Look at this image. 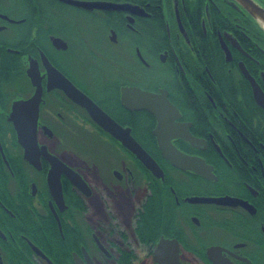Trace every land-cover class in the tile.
I'll return each instance as SVG.
<instances>
[{
	"label": "flooded vegetation",
	"instance_id": "af4514ba",
	"mask_svg": "<svg viewBox=\"0 0 264 264\" xmlns=\"http://www.w3.org/2000/svg\"><path fill=\"white\" fill-rule=\"evenodd\" d=\"M74 1L118 8L0 0V264H264V110L252 87L264 94L262 24L243 0ZM63 79L130 129L160 172L96 125ZM133 89L167 99L171 145L202 159L206 176L163 158L157 118L139 95L123 98ZM36 93L29 160L10 115ZM162 239L175 255H156Z\"/></svg>",
	"mask_w": 264,
	"mask_h": 264
},
{
	"label": "water",
	"instance_id": "95a60500",
	"mask_svg": "<svg viewBox=\"0 0 264 264\" xmlns=\"http://www.w3.org/2000/svg\"><path fill=\"white\" fill-rule=\"evenodd\" d=\"M64 3L72 4L78 7L85 8L87 10L92 9H102V10H112L118 8L117 5L103 2H79L74 0H60ZM246 7L249 9L250 14L260 22L264 28V10L258 6H256L251 0H243ZM57 73V72H56ZM29 76L31 80L34 79V75L29 72ZM246 77L250 79V77L246 74ZM64 82L57 83L56 86H59L62 90H64L70 98L76 102L77 104L83 106L87 109L90 114V117L98 125L102 130L110 134L114 139L119 141L123 147L131 151L139 161L152 173L157 174L160 172L159 167L154 162V160L138 145V143L132 138L130 134V129L124 128L112 120L107 114H105L100 108H98L89 98H87L84 94L79 92L74 86L63 79ZM52 87V86H50ZM253 87V98L258 106H260L264 110V94L261 90L252 83ZM131 91L140 96L141 106L147 109L152 115L157 118L158 124L153 131V134L156 136L159 148L162 152V156L165 159H168L170 163L180 169L190 170L202 176H206L209 170L208 166L204 163V161L200 158H192L185 156L178 150H176L170 143L171 138L173 136H168L166 133L167 130L173 129L170 124V112L173 111V107L169 104L167 99L162 96H157L150 93H141L139 90H123V98L127 101V96ZM39 96L36 93L31 99L25 102H16L12 107L11 113V121L14 125V130L17 133V140L19 144L24 148L25 158L31 160L33 152L36 151L37 143H36V124H37V111L39 104ZM177 136V135H176ZM184 137L191 144H196L199 141L192 138L189 133H187ZM60 162L55 160L56 169L57 165ZM72 173V172H71ZM73 183L81 189H85V184L81 181V179L73 174ZM55 177V176H54ZM51 189L55 186L58 197L60 192L59 178L56 175L55 180H49ZM61 196V194H60ZM60 199V198H59ZM189 202L192 203H213L218 205H241L243 208L248 209L251 212H254L252 206H250L246 202H242L235 199L230 198H205V197H193L188 199ZM177 249V244L175 241L170 240H160L158 247L156 249V255H160L163 252L173 251L174 255ZM209 252V251H208ZM165 254V253H164ZM160 264H178L177 260L170 257L165 259V261Z\"/></svg>",
	"mask_w": 264,
	"mask_h": 264
},
{
	"label": "trees",
	"instance_id": "16d2710c",
	"mask_svg": "<svg viewBox=\"0 0 264 264\" xmlns=\"http://www.w3.org/2000/svg\"><path fill=\"white\" fill-rule=\"evenodd\" d=\"M213 53H216V50L215 49H212L210 51H208V54L210 55L211 54V59L210 61L214 62V61H218V56L215 54L213 55ZM220 60V59H219ZM253 155L250 156V158L252 157ZM252 159V158H251ZM254 159V157H253ZM255 164V163H254Z\"/></svg>",
	"mask_w": 264,
	"mask_h": 264
},
{
	"label": "bare ground",
	"instance_id": "6f19581e",
	"mask_svg": "<svg viewBox=\"0 0 264 264\" xmlns=\"http://www.w3.org/2000/svg\"><path fill=\"white\" fill-rule=\"evenodd\" d=\"M113 120V119H112ZM117 123V122H116Z\"/></svg>",
	"mask_w": 264,
	"mask_h": 264
}]
</instances>
